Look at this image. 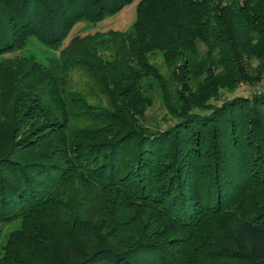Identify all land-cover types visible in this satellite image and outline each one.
I'll return each mask as SVG.
<instances>
[{
	"label": "trees",
	"instance_id": "16d2710c",
	"mask_svg": "<svg viewBox=\"0 0 264 264\" xmlns=\"http://www.w3.org/2000/svg\"><path fill=\"white\" fill-rule=\"evenodd\" d=\"M134 1L0 0V264H264V0H139L125 33L19 55Z\"/></svg>",
	"mask_w": 264,
	"mask_h": 264
},
{
	"label": "rangeland",
	"instance_id": "374dc122",
	"mask_svg": "<svg viewBox=\"0 0 264 264\" xmlns=\"http://www.w3.org/2000/svg\"><path fill=\"white\" fill-rule=\"evenodd\" d=\"M139 0H135L132 5L125 6L124 9L119 12L117 15L111 16L109 19L103 20V22H99L96 25H90L86 21H82L78 23L75 28H73L71 34L69 35L68 40L65 42L63 48L52 50L46 47L45 44L42 42L40 43L36 39H29L27 41V45L24 50L19 54L21 56H33V58L40 64L47 65L50 64L51 61L55 60L62 54V50L65 49L69 42L75 37L79 39H83L88 36V38L92 37H99L102 40H106L107 35H109L110 31H115L119 33H125L128 29L132 27L135 22L136 14H135V7ZM103 49V48H102ZM110 47L107 46V49L101 50L102 52L105 51L110 53ZM14 56V55H13ZM10 56L8 58H13ZM108 58V55L105 56ZM5 57H1L0 61H2ZM7 58V57H6ZM146 60L148 64L154 69L158 70L159 75L167 77V72L163 66L162 57L158 52L153 53V55L146 56ZM253 66H256V62H253ZM158 68V69H157ZM76 81H78V77H76ZM141 89L142 95L148 102V107L145 108L143 113V127L148 131H167L168 128L173 124L174 119L171 115L167 112L165 105L163 102L162 94L160 92V88L158 85L157 79L154 77L144 78L141 81ZM258 88H264V72L261 77V81ZM256 87V88H257ZM171 91H173L171 86ZM250 89H248L243 84L239 85V87L232 93L230 91H220L217 100H212V104L220 105L226 99H232L235 97H239L244 95L245 97L250 94ZM155 133V132H153ZM16 227L14 225H9L3 228V236L2 242L0 244V248H2L7 239L8 234H10ZM221 264H237L236 262H228V261H221Z\"/></svg>",
	"mask_w": 264,
	"mask_h": 264
}]
</instances>
